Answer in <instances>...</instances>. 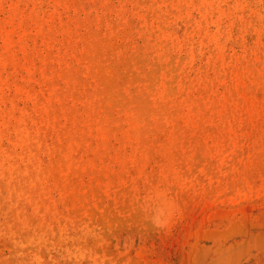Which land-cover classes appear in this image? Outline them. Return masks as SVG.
<instances>
[{"label": "rangeland", "instance_id": "1", "mask_svg": "<svg viewBox=\"0 0 264 264\" xmlns=\"http://www.w3.org/2000/svg\"><path fill=\"white\" fill-rule=\"evenodd\" d=\"M0 264H264V0H0Z\"/></svg>", "mask_w": 264, "mask_h": 264}, {"label": "bare ground", "instance_id": "2", "mask_svg": "<svg viewBox=\"0 0 264 264\" xmlns=\"http://www.w3.org/2000/svg\"><path fill=\"white\" fill-rule=\"evenodd\" d=\"M27 9V8H26ZM105 62V61H104ZM154 66V65H153ZM148 79V78H147ZM171 87V86H170ZM172 88V87H171ZM173 89V88H172ZM168 92V91H167ZM170 92V91H169ZM168 92V93H169ZM171 92H173V90L171 91ZM107 95V94H106ZM91 109V108H90ZM116 109V108H115ZM131 118V117H130ZM192 122V121H191ZM123 125V124H122ZM167 126V125H166Z\"/></svg>", "mask_w": 264, "mask_h": 264}]
</instances>
